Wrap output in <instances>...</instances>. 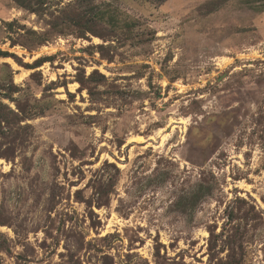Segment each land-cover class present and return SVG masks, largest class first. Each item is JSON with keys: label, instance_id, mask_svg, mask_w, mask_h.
I'll use <instances>...</instances> for the list:
<instances>
[{"label": "rangeland", "instance_id": "374dc122", "mask_svg": "<svg viewBox=\"0 0 264 264\" xmlns=\"http://www.w3.org/2000/svg\"><path fill=\"white\" fill-rule=\"evenodd\" d=\"M0 53V264H264V0H0Z\"/></svg>", "mask_w": 264, "mask_h": 264}, {"label": "trees", "instance_id": "16d2710c", "mask_svg": "<svg viewBox=\"0 0 264 264\" xmlns=\"http://www.w3.org/2000/svg\"><path fill=\"white\" fill-rule=\"evenodd\" d=\"M13 1L20 8L28 11L31 14H36V15L43 14V12H45L46 4H47V0H13ZM15 23H16V20L8 23V26L11 27ZM48 25L50 27H52L53 29L56 28V26L52 22L48 23ZM22 28H24V27H22ZM29 32L36 35L35 31L31 30ZM0 56L7 57L8 55H7V53H0Z\"/></svg>", "mask_w": 264, "mask_h": 264}]
</instances>
